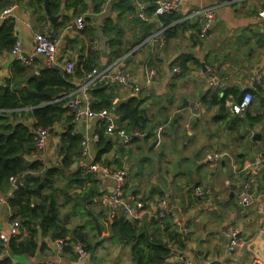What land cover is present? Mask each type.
Returning a JSON list of instances; mask_svg holds the SVG:
<instances>
[{"label":"crops","instance_id":"crops-1","mask_svg":"<svg viewBox=\"0 0 264 264\" xmlns=\"http://www.w3.org/2000/svg\"><path fill=\"white\" fill-rule=\"evenodd\" d=\"M110 1L103 0L99 10H95V0H79L77 5H72L71 0H59L58 7L52 8L51 13L55 15L60 10L64 13L48 34L44 11L34 13L30 0H0L1 15L6 7L13 5L9 15L0 16V24L2 19L11 18L13 36L21 50L20 58L11 55L12 48L8 52H0V84L4 79L13 80L14 77V80H21V86H26L31 79L38 77L41 68L56 67L73 88L59 91L49 103L66 109L62 114L66 116L72 113L68 103L83 78L86 70L84 61L95 56L94 65L100 67L124 57L123 68L131 74L139 90L134 93L130 88L116 86L115 99L132 96L141 100V107L151 119L153 137L145 140L142 133L138 140L122 151L119 149L122 147L117 146L102 155L106 159L102 165L122 170L125 175L127 212L119 206L113 209V214L121 212L126 218L143 224L150 237L172 241L170 255L166 258L169 264H177L176 258L180 255L188 256L195 264H250L253 257L264 258V239L260 234L264 221V167L258 164L239 171L244 165L264 160V88L254 79L259 75L264 83V22L258 18V12L264 10V0H176L174 11L182 17L178 19L177 30L167 38L164 33L171 24L164 25L154 13L146 12L155 0H127L134 7V12L122 18L113 6L123 0ZM206 7H213L215 20L207 33L201 36L199 23L183 18L192 9ZM41 15L42 19L37 18ZM78 17L84 21L82 29L74 26ZM105 18H111L114 23L109 34L102 32ZM162 26L165 29L160 41L156 34ZM37 32L55 40L56 50L51 62L42 56L32 55L33 36ZM111 39L119 43L118 50L123 51V56L115 57L116 51L109 46ZM144 40L140 48L131 52ZM13 58L19 59L25 67L21 75L15 76L12 71ZM68 61L74 65L71 73L64 69ZM148 63H152V75L148 74L151 70ZM76 66L79 67L78 72ZM175 68L178 73L174 72ZM32 73L37 76L30 77ZM208 91H217L226 113L224 118L218 117L220 105L201 103V97ZM245 92H251L252 100L245 115L239 118L230 113V107ZM193 103L198 104L196 110H193ZM22 109L30 118L29 122L32 121V108ZM97 121L74 117L71 120L74 131L81 138L97 133L93 128ZM64 128V120L48 128L44 146L38 148V156L32 157L41 160L42 170L60 166L59 135ZM132 130L135 129L129 131ZM253 133H259L260 139L249 144L248 139ZM95 145L92 143L88 156L77 158L69 171L95 161L98 152ZM215 151L230 155L234 167L225 156L217 162H207L205 155ZM131 156L133 160H130ZM181 160L190 163H181ZM175 163L178 166L173 169ZM91 175V181L86 180L83 187H73L70 191L80 193L92 186V191L100 194V200L102 194L111 192L115 182ZM67 182L65 177L57 179L58 185L64 186ZM197 185L207 192L205 199L200 200L194 195L193 188ZM12 186L6 188L4 194L0 193L5 200L12 192ZM212 187L216 190L215 195ZM241 188H246L254 196L250 207L237 201ZM54 195L59 202L64 197L58 190ZM137 203H141V209L136 208ZM67 205L60 209L62 221L70 227L85 222L88 233H94L92 216L87 213L83 217L78 210L74 213ZM161 205L166 206L169 213L159 218ZM101 206L105 208L104 216H94L104 226L100 236L108 237L110 211L107 206ZM69 215L76 216L67 218ZM9 216L6 202L0 208V231L8 233ZM229 227L237 228L238 237L244 241L233 251L226 248L229 239L226 230ZM20 233L25 234L23 229ZM95 233L98 237L97 231ZM41 241L47 248L24 258L23 264H42L44 259H55L63 264H86L78 261L74 249L72 253L56 251L48 236H39L38 242ZM90 255L87 263H102L96 262L95 252L92 261ZM130 261L129 255L127 263Z\"/></svg>","mask_w":264,"mask_h":264},{"label":"trees","instance_id":"trees-1","mask_svg":"<svg viewBox=\"0 0 264 264\" xmlns=\"http://www.w3.org/2000/svg\"><path fill=\"white\" fill-rule=\"evenodd\" d=\"M30 1L34 13L38 14L43 11V0ZM58 1H49L50 11L52 8L58 7ZM71 1L72 5L79 3V0ZM104 1L109 2L110 0ZM156 2L157 0L146 9L148 14L154 13ZM102 3L103 0H95V10H99ZM113 10L118 12L119 18H122L125 14L134 12V7L127 0H123L116 2ZM156 16L163 22L162 24H171L164 33L166 38L174 34L178 27V19L182 17L180 13H176L174 10ZM37 18L42 19L43 16ZM103 22L102 32L104 34L111 33L114 26L111 18H105ZM175 27L176 29H174ZM13 31L14 24L11 18L2 19L0 24V52H8L14 45ZM117 31L116 36L119 38L120 32ZM109 46L114 49V52L116 51L115 57L123 56V51L118 50L119 43L117 41L115 43V40L111 39ZM94 59L95 56H91L84 61L83 66L86 70L95 66ZM147 66L150 70L152 63H148ZM24 68L19 59L13 58L12 71L15 76L21 75ZM76 71H79L78 66H76ZM67 87L73 88L66 81V76L56 67L41 68L38 77L31 79L26 86H21V80H14V77L13 80L4 79L0 84V193L4 194L6 188L11 187L10 177L16 179L18 183L12 186V192L6 197V202L10 210L9 219H18L21 229L25 233L24 235L19 233L9 237L5 245V253L0 257V264H23L24 258L32 257L38 252L41 253L47 248V245L45 242H38L39 236H48L52 241L61 239L64 242L63 251L69 253H72L74 243H81L91 254V261L92 257L94 259L95 250L107 239H111L127 245L131 256V261L127 264H169L166 262V258L170 255L172 241H162L160 238L150 237V234L145 231L146 226L139 224L136 220L126 218L125 214L121 212L108 215L111 220L108 225L110 232L108 237H97L94 227V229L92 228L94 233L89 234L86 229L88 224L85 222L70 227L67 226L69 224L62 221L60 209L67 204H70L67 206H70L74 213L78 210V214L83 217L87 216L88 211L96 217L104 216L102 213H105V208L101 206L99 201L100 194L96 190L92 191V186L80 193L70 191L73 187H83L86 180L91 181L92 175L84 171L82 167L69 171L72 163L81 157L79 148L81 135L74 131L71 122L72 113L63 116L62 114L66 112V109L49 103L59 91L68 89ZM115 88L116 85L114 84L94 85L89 90L92 109L96 111L101 109L112 110L116 115L117 128H123L127 131L137 129L144 134L145 140L153 137L151 119L146 110L141 107L142 101L137 97H131L128 101L113 108V101L116 98ZM217 94V91H208L201 97V103L210 102L220 105L221 112L218 117L224 118L226 114L224 106ZM26 107L32 108L33 120L30 122V118L24 115L22 109ZM60 120L65 121L64 132L59 135L60 166H49L42 170L41 160L38 157L32 158L38 156L39 152L33 130L37 127L50 129ZM93 128L99 135L95 145L96 150H98L96 162H106L102 155L112 150L113 147L120 146L122 148L119 149L123 150L124 147L117 143L116 138L112 140L110 136L105 134L104 121H97ZM138 139L136 137L132 142ZM64 177L67 178L68 182L64 186L58 185L57 179ZM55 190L60 191L64 196L61 202L55 197ZM76 215H69L67 218ZM100 226L101 232H103L104 226L101 221Z\"/></svg>","mask_w":264,"mask_h":264},{"label":"built area","instance_id":"built-area-1","mask_svg":"<svg viewBox=\"0 0 264 264\" xmlns=\"http://www.w3.org/2000/svg\"><path fill=\"white\" fill-rule=\"evenodd\" d=\"M176 0H158L156 2V8L154 11L155 15H160L163 13H168L175 10ZM13 9V5H9L6 7L2 15H9ZM258 18L264 22V10L258 12ZM183 19H194L199 23L200 34L204 36L209 30L210 26L214 23L215 20V12L213 7L206 8H197L190 10L187 15ZM74 26L76 29L84 28L85 24L82 17H78L74 21ZM165 27L162 26L161 30L157 32V36L160 41H162V31ZM155 35V36H156ZM154 37V36H153ZM152 38V37H151ZM145 43V40L135 46L131 52H134L138 48H140ZM56 50V43L54 38L43 33L37 32L33 36V47H32V55L34 56H42L48 62H51L54 58V53ZM20 47L15 40V43L11 49V55L20 58ZM130 52V53H131ZM22 59H26V57L22 56ZM123 60L124 57L116 59L113 63L105 65V66H93L90 69L84 71L82 80L77 84L76 90L69 100L68 106L73 114L74 119H85V120H101L105 123V134L108 136H112L116 138L117 143L123 147H127L132 143L134 138H139L142 133L137 129L132 131H127L123 128H117L115 124V115L112 110L101 109L94 110L91 107V97L89 94V90L96 84H114L116 86H122L125 88H130L134 93L139 90V86L134 84L131 79V74L128 73L123 68ZM64 69L67 73H71L74 69V65L71 61H68L64 65ZM175 73H178L179 70L177 68L174 69ZM152 75L153 72L150 70L148 73ZM254 79L258 84H261L264 88V83L262 82L259 75L255 76ZM252 100L251 92H245L242 97L231 104L230 113L237 117H243L247 111V108ZM193 110L198 108L197 103H193ZM35 136L34 139L36 141V145L38 148H42L45 144V140L48 137L47 128L37 127L35 128ZM99 139L98 133H93L91 136H84L81 138L79 146H80V155L81 157H87L89 154V149L92 143H96ZM222 156L229 158L231 165L234 167L233 160L230 155H226L220 152H209L205 155V160L210 163H214L219 161ZM258 164L261 167H264V160L262 159L260 162L256 161L254 163L244 165L239 171L243 169H251L252 167H256ZM82 168L87 173H91L93 175H97L100 178H109L112 179L115 183L113 188L110 190V193H104L100 197V203L104 206H107L110 211V215L113 214V209L119 206L124 207L127 212V206L125 205V175L122 170L119 169H110L105 167L99 162L93 161L84 163ZM10 184L14 185L17 181L15 178H9ZM193 193L197 198L205 199V195L207 192L199 185L193 188ZM237 201L245 207H250L254 202L253 194L248 191L246 188H241L238 195ZM6 203V200L3 196L0 195V208L1 205ZM137 209H141V203L135 204ZM158 217L162 218L169 213V209L161 205L159 207ZM137 217V216H136ZM21 224L18 219H9L8 221V233L0 231V257H2L5 253V245L10 236H15L20 233ZM239 230L237 228L229 227L226 230V234L229 237L226 248L229 251L235 250L237 246H241L244 241H241L238 237ZM260 234L264 239V221L260 227ZM54 247L56 251H62L64 242L61 239H56L53 241ZM74 252L77 256L78 261H85L86 264L89 258V252L83 247L81 243L73 244ZM177 264H195V262L190 259L186 255H180L176 258ZM43 264H63L62 262L55 259H44L42 261ZM250 264H264V258L261 257H253L250 261Z\"/></svg>","mask_w":264,"mask_h":264},{"label":"rangeland","instance_id":"rangeland-1","mask_svg":"<svg viewBox=\"0 0 264 264\" xmlns=\"http://www.w3.org/2000/svg\"><path fill=\"white\" fill-rule=\"evenodd\" d=\"M156 74V71H155ZM121 87V86H120ZM131 156L130 160H133ZM181 163L189 164L190 161L181 160ZM177 163L173 164L172 168H177ZM127 186V184H126ZM66 213L68 211L65 210ZM77 222V220H75ZM106 235V234H104ZM112 239H115L112 237ZM98 249V248H97ZM95 250L96 262H102L101 264H127L130 251L127 245L121 244L119 241L106 240L101 244V249Z\"/></svg>","mask_w":264,"mask_h":264},{"label":"water","instance_id":"water-1","mask_svg":"<svg viewBox=\"0 0 264 264\" xmlns=\"http://www.w3.org/2000/svg\"><path fill=\"white\" fill-rule=\"evenodd\" d=\"M49 1L50 0H43L42 3V7H43V11H44V15L45 18L48 22V34L50 32H52L54 30V27L56 26L57 21L60 19L61 13H64V10H60V12L58 14H52L49 8ZM116 0H111L110 3L115 2ZM129 56L131 57V55L129 54ZM36 73H33L30 77H36ZM132 96L129 97H125L123 99H114L113 101V108L118 107L121 103L126 102L127 100H129ZM255 139H260V135L259 133H253L251 135V137L248 139L249 144L251 143V141H254ZM18 182H16L15 184L17 185ZM214 195L216 194V190L212 187L211 188ZM89 215L92 216L93 221H94V225H95V229L97 231V234L100 236L101 235V226L100 223L98 221V219L92 215V213L90 211H88Z\"/></svg>","mask_w":264,"mask_h":264}]
</instances>
